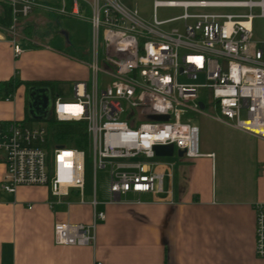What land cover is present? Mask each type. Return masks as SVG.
<instances>
[{"label": "built area", "instance_id": "obj_1", "mask_svg": "<svg viewBox=\"0 0 264 264\" xmlns=\"http://www.w3.org/2000/svg\"><path fill=\"white\" fill-rule=\"evenodd\" d=\"M46 2L0 0V33L18 57L24 51L21 23L35 9L90 23L91 78L73 83L74 100L54 97L48 112L59 122H84L88 146L49 148L46 126L0 121V161L5 165L0 189L15 193L19 186H47L55 198L51 207L69 204L63 197L75 189L84 203L88 151L94 172L92 222H55L56 244H95L96 221L104 218L95 209L98 169L107 173L113 202L128 192L163 191V155L156 154V146L171 144L183 157H199L200 129L190 114L211 115L264 139V40H253L252 25L255 17L264 18V0H154L151 19L122 0H61L59 6ZM160 6L183 11L159 19ZM227 8L248 12L221 11ZM253 8L259 12L254 14ZM176 21L181 28H165ZM254 211V252L264 258V202L256 203Z\"/></svg>", "mask_w": 264, "mask_h": 264}, {"label": "crops", "instance_id": "obj_2", "mask_svg": "<svg viewBox=\"0 0 264 264\" xmlns=\"http://www.w3.org/2000/svg\"><path fill=\"white\" fill-rule=\"evenodd\" d=\"M40 13L35 9L22 21L20 46L26 48L18 57L0 33V85L10 79L85 80L74 68L76 59L49 48L56 26L42 33L48 42L32 35L38 33L34 24L47 22ZM36 61L47 68L38 71ZM78 61L90 73V60ZM27 90L21 84L5 100L0 86V121L27 119ZM199 129V157L175 150L173 161L159 158L162 192H128L112 202L105 174L95 205L104 218L96 221L94 245H58L53 237L55 222L91 224L92 186L84 183V203L72 189L63 197L69 204L53 207L47 186H19L15 193L0 189V264H264L254 252V205L264 202V139L208 114H202ZM4 171L0 161V180Z\"/></svg>", "mask_w": 264, "mask_h": 264}, {"label": "rangeland", "instance_id": "obj_3", "mask_svg": "<svg viewBox=\"0 0 264 264\" xmlns=\"http://www.w3.org/2000/svg\"><path fill=\"white\" fill-rule=\"evenodd\" d=\"M47 1L46 3L51 5L59 6L61 5V0H43ZM123 3H125L129 7L137 8L140 15L143 16L146 19H151L153 14V1L154 0H122ZM44 18H46L47 22L45 24L38 23L34 24L36 26H39L37 28V32H33L32 35H35L37 38H39L42 42H48L47 37L43 35L42 33H46V29L54 27L53 30L57 31V34L54 35V39L50 40L49 42V48L56 51L63 53L67 55L71 59H76V63H78L74 68L76 69L77 73L81 75V79H85L86 81L90 80L91 78V72L85 68L84 64L79 63L78 59H83L84 61L90 60L92 57V37H91V27L83 18L79 17H58L54 13L40 10ZM181 8L176 7H166V6H160L156 10L157 17L159 19H167L176 15H179L182 13ZM223 12H248L247 9L237 8V9H221ZM252 12L254 14L258 13L259 10L257 8H253ZM84 16V13L82 14V17ZM181 21H176L173 23H169L165 25V28H169L171 26H177L181 28ZM253 25V40H264V18L255 17L252 21ZM35 30V29H34ZM65 31L68 34V38L66 39L65 35H63L61 32ZM41 32V33H40ZM101 40V36H100ZM101 42V41H100ZM28 44V43H27ZM44 44V43H42ZM31 46V45H30ZM22 47L26 48V44L22 43ZM86 51V53H84ZM98 53H99V64L101 63V58L103 56V48L101 45L98 47ZM75 63V62H74ZM74 65V64H72ZM81 65V66H79ZM35 68L39 71L40 68L43 69L41 71H44L47 67L40 63V61H36L34 64ZM73 82L72 81H57L54 83V96H59L63 100L71 101L74 100V89H73ZM27 91L25 94V100L27 104ZM200 98H203V92H200ZM190 117L193 119V121L201 126L202 123V114H190ZM24 125L29 127H35L39 125H44L49 130V123L47 120H31L26 119L24 121ZM58 143L52 142L50 137V146L49 148H52V146L57 145ZM176 153V152H175ZM176 158V154L173 156H165L161 157L164 161H173ZM93 168H92V159L88 153V151H85V158H84V183L86 187H91L93 183ZM105 174L106 171L98 169L95 173V186H96V195L98 198L101 196V191L103 190V186L106 184L105 180Z\"/></svg>", "mask_w": 264, "mask_h": 264}, {"label": "trees", "instance_id": "obj_4", "mask_svg": "<svg viewBox=\"0 0 264 264\" xmlns=\"http://www.w3.org/2000/svg\"><path fill=\"white\" fill-rule=\"evenodd\" d=\"M24 84L27 88L30 86H44L50 89L51 94L53 95L54 83L51 80H42V81H22L18 79H10L4 81L0 86L4 89V95L12 94L18 86ZM25 116L27 119H30L27 108L25 110ZM49 123V133L52 142L58 143L57 145L74 147L79 149H86L88 146V135L86 131V125L84 122H59L56 121L53 114H50L46 119Z\"/></svg>", "mask_w": 264, "mask_h": 264}, {"label": "water", "instance_id": "obj_5", "mask_svg": "<svg viewBox=\"0 0 264 264\" xmlns=\"http://www.w3.org/2000/svg\"><path fill=\"white\" fill-rule=\"evenodd\" d=\"M27 112L31 120H46L52 105V95L49 88L44 86H30L27 90ZM202 106V103H200ZM161 118V117H160ZM163 118V117H162ZM157 155L171 156L174 147L169 145H159L155 147ZM179 156L183 155L182 150L177 151Z\"/></svg>", "mask_w": 264, "mask_h": 264}]
</instances>
